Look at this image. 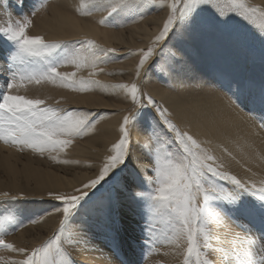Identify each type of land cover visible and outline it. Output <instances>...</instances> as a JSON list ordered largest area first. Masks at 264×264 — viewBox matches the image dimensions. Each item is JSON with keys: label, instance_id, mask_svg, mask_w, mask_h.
<instances>
[{"label": "snow or ice", "instance_id": "1", "mask_svg": "<svg viewBox=\"0 0 264 264\" xmlns=\"http://www.w3.org/2000/svg\"><path fill=\"white\" fill-rule=\"evenodd\" d=\"M154 3L156 0H80L77 11L89 14L104 10L106 15L99 22L120 27L124 18L143 14L140 5ZM19 6L24 7V0H20ZM167 7L169 12L162 29L146 50H139L135 66L137 78L153 57L160 61L157 64L159 71L175 70L179 63L176 52L165 51L163 47L157 51L159 43L170 35L179 41L212 35L233 47L242 48L248 37L234 26V18L236 23L255 21L260 12L258 7H249L246 0H167ZM260 17L264 18V12H260ZM30 24L28 16L13 20L10 15L6 24H0V48L13 49L6 56L9 71L6 87L0 86V141L40 153L63 151L71 143V137L84 133L95 117L87 110L46 105L42 99L29 98L15 90L26 83L42 82H59L78 91L107 87L92 78L95 71L90 72L87 79H77L76 72H61L58 68L72 64L77 70L95 69L97 64L107 62L115 49H104L87 38L48 41L41 35H29ZM258 38L264 44V20ZM153 63L156 64V60ZM111 87L121 90L133 107L123 115L119 139L110 146V154L104 157L98 174L71 192H49V196L62 204V208L57 209L62 211V218L55 239L28 250L16 248L0 238V246L23 256V259L4 261V264H75L60 241L63 239L69 245L77 242L76 233L68 226L82 210L102 212L107 238L115 243L120 231L118 208L121 195L126 193L141 208L145 247L153 243V220L161 218L171 229L170 242L177 247H181V241L186 242L183 264H193V261L195 264H215L208 255L210 250H215L212 242L215 240L223 247L227 241H221L211 225L221 226L225 220L242 218L247 225H239L244 233L241 239L249 250L241 253L232 247L229 255L226 249L223 264H264V179L244 181L223 170V165L211 152L168 118L167 109L158 106L151 96L141 91L136 80ZM228 91L233 101L248 110L264 127V77L259 81L238 78L234 86L229 81ZM150 108L156 109L160 121L153 118L151 134L143 146L149 161L145 164L139 157H133L130 129L145 119ZM148 172L153 175H147ZM131 186L140 189L147 186V190L131 191ZM2 195L7 196V193ZM11 219V216L0 219V236ZM253 228L256 229L254 237Z\"/></svg>", "mask_w": 264, "mask_h": 264}, {"label": "rangeland", "instance_id": "2", "mask_svg": "<svg viewBox=\"0 0 264 264\" xmlns=\"http://www.w3.org/2000/svg\"><path fill=\"white\" fill-rule=\"evenodd\" d=\"M54 1L24 0V7L21 9L19 6L20 0H0V24H6L9 15L13 20L28 16L31 19V24L27 29L28 34L41 35L45 38L42 20L48 11V5ZM166 15L168 14L164 15V20L167 18ZM136 22L138 21L135 19L133 23ZM100 24L105 27L104 29L108 30L126 28L129 25L121 23L122 26L113 27L108 24ZM73 33L81 34V29ZM46 40L57 41L68 39L56 38ZM163 43L164 41L159 43L158 52L160 46H164ZM138 45H140V42L136 39V36H133L132 47L136 48ZM11 50L13 49L10 47L0 48V73H2L0 74V86L4 87H6L9 78L6 56L10 54ZM131 57L128 56L125 59H130ZM206 57L208 55L203 56L202 59H206ZM153 59L157 61V58L153 57L148 62L150 63L151 61L152 65L146 64L144 69H142L141 79H144L145 75H149L151 79L149 78L145 81L146 83L143 81L138 83L141 91L151 96L158 106L164 109L166 107L169 111H172V117L168 115V118L181 131L189 132L194 138L202 128L210 123L213 124V135L202 140L200 145L217 158V162L223 165V170L236 175L238 179L244 181L252 180L259 182L261 179H264V146L258 143L263 139L262 129L264 131V127L261 128V122L253 118L248 110L238 106L228 91L229 81L234 86L238 78H251L259 81L264 77V68L263 71L261 69L259 71L258 67L252 65H250L252 68L250 66L243 67L242 64L241 67L239 66L240 68H236L235 64H230L231 62L229 61H223L222 66L219 65L220 63L214 65L213 62L208 66H203L201 62H196L199 66L192 73L193 77L189 79V82L185 79V77H189V74L177 73L180 76L179 81L181 82L169 89L171 94L166 98L164 105L159 103L146 87L154 82L152 81L154 75L150 71L151 69L153 70ZM233 59L238 62L242 61L239 55L234 56ZM108 60L110 61V59H107V62H103V65L108 64ZM227 62L229 65H225ZM70 65L72 64L62 65L58 68V71L63 72ZM214 66L215 68H211ZM234 68L237 70L235 71ZM118 70L124 69L119 68ZM238 72L241 74H237ZM76 78L79 79L77 76ZM178 87L187 89L178 96L176 91ZM213 89L221 95L211 99L207 107L201 108L202 101L195 96L199 94L206 95ZM15 91L29 98L42 99L46 105L68 110H86L83 107L100 104L101 102L110 103L117 101L115 98H108V94H103L99 87L90 91H78L73 88L64 87L59 82L26 83L24 87ZM224 97L228 101L230 111L233 114L244 111L249 116L248 121L252 132L250 138L253 141L248 145L244 143V136L240 128L223 127L220 125L222 122L220 118L214 115V109L222 105L223 101H225ZM189 98L195 99L198 104L195 106ZM111 107L113 106L106 104L103 108L107 111H105V117L118 113V110H108L109 108L112 109ZM88 111L92 112L91 110ZM93 116L95 117L94 123L84 133L71 137V143L63 151L56 150L40 153L25 146L0 141V219L12 217L11 221L6 222V231L0 236L5 242L12 244L16 248L31 250L36 246L45 244L50 239H55V234L60 228V220L62 218V211H57V209H61L62 204L49 196V192H71L73 188L80 187L81 184L86 183L98 174L101 165L97 166L93 163L96 166L89 169L81 166L83 163L79 162L80 156L88 155L82 150V146H89L97 152H107V155L110 154L108 150L114 141L113 136L111 135L110 137L109 133L100 131L97 123L103 118H98L96 114ZM153 118L158 122L160 121L156 109L150 108L145 115V119L130 129L133 156L136 158L135 153H138L137 157L140 158L141 163L145 164L149 161L144 153L143 146L151 134ZM236 120L238 119L236 118ZM161 126L163 127V125ZM168 135L171 136L172 134L169 133ZM72 157L76 163H72ZM65 158H70L68 163L64 162ZM29 163V166L32 167L31 169L45 176L44 178L48 182L45 189L40 191L36 187L35 178L26 175L25 170ZM6 165H10L16 169V175H12L10 169L6 168ZM80 173L86 174L77 183V176ZM147 175L152 176L153 173L148 172ZM52 178H56L58 183H50ZM154 186L151 185V187ZM137 190H147V186L144 189L131 186V191ZM100 191L103 192L104 189ZM3 193H7V196L2 195ZM118 216L120 231L117 241L113 243L106 235L104 214L99 211L84 212L82 210L80 215L68 226L69 230L76 233L75 239L77 242L69 245L61 239V247L70 253L75 264H168L169 260H175L173 264H183V252L187 246L186 242L181 241V247H177L175 243L170 242L171 229L161 218L153 220L151 225L154 229L153 243L147 247L144 246L142 243L144 219L141 214V208L131 199L130 194L121 195ZM239 225H247V221L241 218L236 221L225 220L221 226L216 224L211 225L214 234L219 236L221 241H227L223 247L217 244L215 240L212 242L213 249L215 250H210L208 255L215 261V264H223L222 257L226 249L229 255L232 254V247H235L241 253L249 250L241 239L244 233ZM81 229H84V231L81 232ZM252 235L253 237L256 235L255 228H253ZM251 250L256 251L257 249ZM0 257L3 258L0 260V264H4V261L23 259V256L18 252L3 246H0ZM193 264H195L194 261Z\"/></svg>", "mask_w": 264, "mask_h": 264}, {"label": "bare ground", "instance_id": "3", "mask_svg": "<svg viewBox=\"0 0 264 264\" xmlns=\"http://www.w3.org/2000/svg\"><path fill=\"white\" fill-rule=\"evenodd\" d=\"M79 3L80 0H55L53 3H50L48 5V11L46 12L42 20V26H44L43 32L46 39L62 38L68 40H81L87 38L94 41L97 45L101 46L104 49H115V53L109 54L108 59H110V61L108 60L109 63H105L106 65H103V62H101L96 65L95 69L85 67L81 68L80 70H77L74 65H70V67H67L63 71L69 73L76 72V76L78 78L84 79H87L89 77L90 72L95 71L96 75L92 78L107 85V87H99L101 92L103 94H108V98L112 97L117 100L115 102H101L100 104L83 107L87 111L91 110L92 112L90 113L93 115L96 114L98 118H103L102 120L98 121L97 127L100 131L109 133L110 137L111 135L113 136L112 138L114 139V141L111 143L112 145L116 142V140L119 139V126L122 123V117L131 110L132 103L129 98H126L125 94L121 90L113 89L111 85L122 82L130 83L133 80H136L137 82L138 79L139 80L137 83L141 81L145 82L150 78L149 75H145L144 79H141V76L137 78L135 76V66L139 60V50H146L149 44L152 42L153 38L163 27V23L165 21L164 15L168 14L169 12V9L167 7V0H156V3L147 6L140 5L139 7H142L140 9L142 10L143 14H133L129 17L124 18L121 23H123V25L129 24L128 27L119 29L117 28V30H108L104 29V26H101L99 21L103 16L106 15V12L104 10H95L89 14H81L77 11ZM246 3L249 7H258L260 9V12H264V0H246ZM260 12L257 13L255 21L240 20L238 23H236V18H234V26L245 33L248 37L247 43L242 48L233 47L227 42L221 41L212 35L198 37L195 39H188L184 41H179L172 35H170L167 40L164 41L163 48L165 49V51H167L168 49H172L173 51H175L179 63L175 65L174 71L164 73L158 70L157 64L160 61L157 59V63H153V70H150L154 75V79H152V81L154 82L147 85V89L151 92L154 98L158 100L159 103L165 105L166 98H168L171 94L169 92V89L173 87V85H177L181 82L179 81L180 76H178L177 73H184L185 75L189 74V77H185L186 81L189 82V79L193 77L192 73L199 66L196 64V62H201L203 66H208L212 62L214 63V65H218V63H220L219 65L222 66L223 61H229L231 62L230 64H235L236 68L239 66L241 67V64L243 67H249L250 65H252L254 67H258L259 71L260 69L261 71H263L264 44L261 43L258 37L260 35V24L262 20H264V18L260 17ZM135 19L138 22L133 23ZM78 29H81V34L73 33ZM133 36H136V39L140 42V45H138L136 48L132 47ZM205 55H208V57H206V59H202V57ZM236 55H239V57L242 58V61L238 62L237 60L233 59V57ZM128 56L132 57L130 59H125ZM148 64L152 65V62L150 61V63H147V65ZM227 64L229 65L228 62L225 65ZM119 68H122L124 70H118ZM211 68H215V66ZM236 70L237 69H235V71ZM142 72L143 71L141 69V74ZM237 74L241 73L238 72ZM164 83L166 85H162ZM176 89L178 96H180L181 92L185 91L187 88L178 87ZM219 95L221 94L213 89L206 95L199 94L195 97L202 101L201 108H203L207 107L210 104L211 99ZM189 100L195 106L196 104H198V102L193 98H189ZM224 100L225 101H223L222 105L214 109V115L219 117L222 121L220 123L221 126L227 128H240L242 135L244 136V143L248 145L251 141H253L250 138L252 132L251 125L248 121L249 116H247V113L244 111H240L238 114H233L230 111V105L225 97ZM106 104H110L111 106H113L111 107L112 109L109 108L108 110H118V113L110 114L108 115V117H105L107 111L103 108ZM165 109H167L168 115L172 117L173 112L169 111V109L166 107ZM236 118L238 120H236ZM212 125L213 124L210 123L198 132V135L195 138L199 143H202V140L213 135ZM191 128L195 129L194 127ZM261 128L263 127L261 126ZM262 137V141L258 143L259 145L264 146L263 129ZM82 150L86 154H88L86 156H80L79 159V162L83 163L81 166L85 169L92 168L96 165H102L104 157L107 155V152L100 153L89 146H82ZM135 156L137 157L138 153H135ZM69 160L70 158L64 159V161L68 162ZM71 161L72 163H76L73 157L71 158ZM93 163H95L96 165H94ZM29 165L30 163L27 165L28 167L26 166V175L35 178L36 187L40 191L45 189L48 184L46 178H44L45 176L40 172L31 169L32 167ZM6 168L10 169L12 175H16L17 170L12 166L6 165ZM85 174L86 173H80L77 176V183ZM46 176L50 177L49 175ZM50 183L57 184L58 180L56 178H52ZM174 262L175 260H169L168 264H173Z\"/></svg>", "mask_w": 264, "mask_h": 264}]
</instances>
